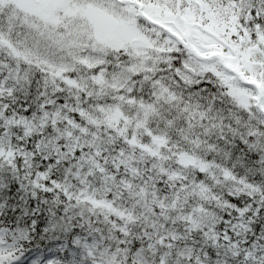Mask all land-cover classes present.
I'll list each match as a JSON object with an SVG mask.
<instances>
[{"label":"snow or ice","instance_id":"snow-or-ice-1","mask_svg":"<svg viewBox=\"0 0 264 264\" xmlns=\"http://www.w3.org/2000/svg\"><path fill=\"white\" fill-rule=\"evenodd\" d=\"M0 264H264V0H0Z\"/></svg>","mask_w":264,"mask_h":264}]
</instances>
